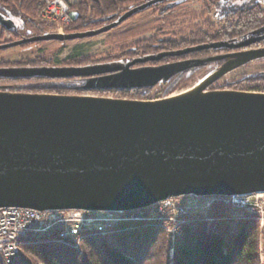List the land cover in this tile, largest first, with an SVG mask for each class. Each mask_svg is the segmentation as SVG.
Wrapping results in <instances>:
<instances>
[{
    "label": "water",
    "instance_id": "95a60500",
    "mask_svg": "<svg viewBox=\"0 0 264 264\" xmlns=\"http://www.w3.org/2000/svg\"><path fill=\"white\" fill-rule=\"evenodd\" d=\"M155 3L96 31L36 36L27 43L95 37ZM263 41L264 36L227 46L243 49ZM262 57L264 48L238 53L193 93L160 101L0 91V209L123 213L188 195L264 193V94H203L235 66ZM129 67L99 78L96 85L151 86L173 74L162 67ZM103 72L13 69L0 75L67 78Z\"/></svg>",
    "mask_w": 264,
    "mask_h": 264
},
{
    "label": "trees",
    "instance_id": "16d2710c",
    "mask_svg": "<svg viewBox=\"0 0 264 264\" xmlns=\"http://www.w3.org/2000/svg\"><path fill=\"white\" fill-rule=\"evenodd\" d=\"M66 1L70 6L73 21L71 25L65 28V34H75L96 31L112 25L129 11L152 1H156V3L145 10L161 7L160 16L164 17L191 0ZM203 2L211 10L222 14L224 24L220 25L219 29L209 28L208 31H203L188 27L179 31V34L182 35L186 34L188 29L190 30V40L186 42V45L183 43L178 47L177 43H173L171 46L170 42L167 44L154 38L139 42L135 54H129L133 49L131 47V49L126 48L122 52L121 57L126 54L124 55L126 57L144 59L134 66L159 65L161 59L145 60V58L167 52L161 58L173 61L175 64L172 67L176 71L170 77L163 79L165 83H168V87L164 91L165 97L186 82L183 80H185V76L189 78L188 72L214 62L224 64L227 61H232L236 56L235 53L242 50L230 48L227 45H238L264 36V18L261 17L256 0H203ZM42 4L43 0H0V16L5 19L12 18L17 29L14 34L15 39H18L20 35L35 36L31 32V28L37 30L38 36L56 33L55 29L39 25L36 22ZM165 26L170 25H164L161 28L164 29ZM134 33L135 31H127L110 39H113L111 42H120L125 39L127 41L134 36ZM5 35H7L6 32L2 33V36ZM214 44H222V46L181 53L200 46ZM174 53L180 54L175 55ZM226 53L233 55L224 57L223 55ZM107 59L111 61L113 58L106 53L101 61ZM94 60L93 57H84L82 53L77 52L64 62L54 65L46 64L44 60H37L36 63L30 62L26 65L0 62V70L3 71L13 70L17 67L38 71L94 67L105 71L95 76L67 78L46 74L0 75V91L15 93L67 92L74 95L145 101L150 96L151 90L157 85L98 87L96 81L102 77L115 76L113 70L118 68V65H111L112 63L108 61L102 64ZM177 68L180 70L177 71ZM67 80L80 81L81 84H75L65 89L58 85L49 84L50 82ZM255 80H258L255 83H262L263 85H248L244 88L252 92H264V74ZM247 81L228 84L223 89H242ZM186 197L189 195L175 199ZM210 198L215 199V201L201 214H188L181 217L177 221L176 227L169 221V217L161 215L150 217L149 211L153 206L138 210L147 214L146 218L140 221L130 218L132 214L138 211L123 212L122 214L128 220L118 221L107 226L106 234L99 232L82 234L79 249H76L70 240H60L55 235L29 236L22 241L21 255L12 264H263L260 246L261 244L264 246V227L261 228V217L245 212V210H239L235 213L232 206L226 203L228 197L213 196ZM82 212L87 215L96 214L95 212ZM0 264L3 263L0 262Z\"/></svg>",
    "mask_w": 264,
    "mask_h": 264
},
{
    "label": "rangeland",
    "instance_id": "374dc122",
    "mask_svg": "<svg viewBox=\"0 0 264 264\" xmlns=\"http://www.w3.org/2000/svg\"><path fill=\"white\" fill-rule=\"evenodd\" d=\"M66 1V0H65ZM259 6V12L261 17L264 18V0H256ZM67 2V1H66ZM68 3V2H67ZM208 5H206L203 0H191L181 5L179 9L175 12L165 15L164 17L160 16L162 12L161 7H155L153 9L144 10L140 14H135L127 21L123 22L121 25L113 28L112 30L103 33L101 35L79 39L74 41H41V42H30V44H26L23 46L13 47L7 50L0 51V62L9 63V64H29L36 63L37 60H44L46 64H58L60 62H64L67 58L72 56L75 53H82L84 57H93L95 62H100L104 64L106 61H101L104 54L107 53L111 59L108 62H115L123 59L124 55L121 57L122 52L131 48H138V43L142 41H149L154 38L160 39V41H164V43L170 42L171 46L173 43H177L178 47L183 45V43L190 40V30L186 32V34H179V31L182 29L196 28L197 30L208 31L209 28L219 29L220 25H223L222 14L218 11L209 10ZM41 11V10H40ZM40 14V12H39ZM38 16L36 17V22L39 25L52 28L51 26H47L41 22V19ZM161 19V20H160ZM163 20V22H162ZM165 20V21H164ZM167 21V22H166ZM169 23V24H168ZM164 25L165 28H161ZM171 25H174L173 27ZM54 29V28H53ZM32 30V34L38 36L36 29ZM195 30V31H197ZM127 31H135L134 36L130 37V40H122L120 42L112 41L110 39L113 36L119 35L120 33H125ZM138 31V32H137ZM1 32V30H0ZM57 33V32H56ZM65 34V32H64ZM179 34V35H178ZM192 34V33H191ZM5 35L4 37H7ZM1 41L3 38H0ZM125 41V42H124ZM115 42V43H113ZM152 43V42H151ZM168 44V43H167ZM130 48V49H131ZM264 48V42L259 45H253L246 49L247 51L252 49H260ZM124 49V50H122ZM244 50V51H246ZM130 53V52H129ZM128 54V53H127ZM208 54V53H207ZM120 55V58H118ZM105 57V56H104ZM130 57V56H129ZM115 63L111 65H121V63ZM226 63L214 62L203 68L192 70L188 72L190 75L188 77H184L186 81L179 88H177L174 92L169 94L168 96H164V91L168 87V83L159 82L153 90H151L150 96L145 101H160L164 99L175 98L183 95H187L196 91L200 85L208 80L211 77V74L220 71ZM15 69H23L22 67H17ZM187 74V75H188ZM264 74V57L247 61L240 66H235L232 70H230L226 75L220 78L216 83L207 88L203 93H209L213 91H236V92H245V93H257L264 94V92L257 91L252 92L249 89L244 87H248V85H263L262 83H255ZM243 80H248L246 84L243 85L242 89H223L226 85L237 83ZM52 86L58 85L61 88H68L69 86H73L75 84H81L80 81H61V82H50ZM38 85V84H33ZM42 85V84H41ZM5 92V91H2ZM15 93V92H8ZM22 94H40V95H65V96H86V95H74L69 94L67 92L63 93H22ZM97 97V96H90ZM98 98H106V97H98ZM114 99V98H112ZM171 205H166V203L161 202L157 206H153V208L149 211L150 217L161 215L163 217H169V221L175 225H177V221L188 214L197 215L201 214L206 208H208L215 199L210 197H202L195 198L192 195L186 198H172ZM236 203H234L231 199H226V203L232 206L233 211L236 213L239 210H245V212L256 214L260 216L261 220V228L264 227V193H255L248 194L246 196H241L236 199ZM244 203H246L244 205ZM95 216L104 217L105 213H99ZM147 214L143 211H138L130 216L132 220L140 221L146 218ZM113 218L117 221L109 222L107 225H113L118 221L128 220L122 212H116L113 214ZM211 221V220H210ZM176 227V226H175ZM173 232V231H172ZM261 259L264 264V246L261 244L260 246Z\"/></svg>",
    "mask_w": 264,
    "mask_h": 264
},
{
    "label": "built area",
    "instance_id": "2783aa9c",
    "mask_svg": "<svg viewBox=\"0 0 264 264\" xmlns=\"http://www.w3.org/2000/svg\"><path fill=\"white\" fill-rule=\"evenodd\" d=\"M39 17L41 22L51 26L57 34H64L65 28L72 24L71 9L65 0H43ZM241 196L229 199L236 203ZM168 199L163 203L171 205ZM246 203H244L245 205ZM105 213L104 217L87 215L82 211H38L27 208L0 209V262L12 264L22 252V241L29 236L55 235L60 240H70L76 249L80 248L82 234L99 232L106 234L107 224L117 221L116 212Z\"/></svg>",
    "mask_w": 264,
    "mask_h": 264
},
{
    "label": "flooded vegetation",
    "instance_id": "af4514ba",
    "mask_svg": "<svg viewBox=\"0 0 264 264\" xmlns=\"http://www.w3.org/2000/svg\"><path fill=\"white\" fill-rule=\"evenodd\" d=\"M0 30H1V32H0V38H3L2 41L0 39V51L10 49V48H6V49H2V48L4 46L10 45V44H13V43H16V42H20V41H25V43L23 45H26V44H28L27 42L30 39H32L33 37H36V36H30V35H20V37L18 39H15L14 34L16 33L17 29H16L15 24L13 23L12 18H6L5 19L2 16H0ZM4 32L7 33V35H8L7 37L2 36V33H4ZM23 45H20V46H23ZM246 49H248V48H243L240 52H237L235 54L241 53V52H243ZM134 52L137 53V49L136 48H133L132 51H130L129 54H135ZM166 53L167 52H163V53H161L160 55H157V56H147L145 58V60L146 59H152V58H159V57H162ZM228 55H233V54L232 53H226L223 56L224 57H227ZM123 59H125V60H120L119 62L118 61L111 62L112 64H115L117 62L118 63H121V65L120 64L118 65V68H114L113 71H115V73H113V74H116V75L123 74L124 69L128 65H130V67H129V70L130 71H137V70L144 69V68L153 69V68H160V67L167 68L170 71H172V73H174L176 71V69L172 67V65H174L175 63L173 61L171 62V60H167L166 58H160L161 59L160 60L161 63L159 65H152V66L151 65H149V66H134L137 63H139L142 60H144V59H141V58H138V57H124ZM228 62H230V61H227L226 64ZM178 70H180V69L177 68V71ZM164 81L165 80H161L160 82H164Z\"/></svg>",
    "mask_w": 264,
    "mask_h": 264
},
{
    "label": "bare ground",
    "instance_id": "6f19581e",
    "mask_svg": "<svg viewBox=\"0 0 264 264\" xmlns=\"http://www.w3.org/2000/svg\"><path fill=\"white\" fill-rule=\"evenodd\" d=\"M206 81H207V80H206ZM204 82H205V81H204ZM204 82H203V83H204ZM195 89H198V87H197V88H195ZM194 91H195V90H194ZM203 94H204V93H203ZM175 98H176V97H175Z\"/></svg>",
    "mask_w": 264,
    "mask_h": 264
}]
</instances>
